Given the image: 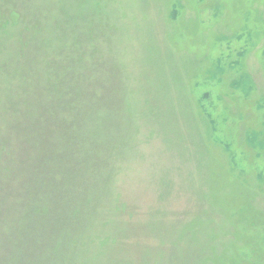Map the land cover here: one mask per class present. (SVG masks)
I'll list each match as a JSON object with an SVG mask.
<instances>
[{
    "label": "rangeland",
    "instance_id": "374dc122",
    "mask_svg": "<svg viewBox=\"0 0 264 264\" xmlns=\"http://www.w3.org/2000/svg\"><path fill=\"white\" fill-rule=\"evenodd\" d=\"M0 264H264V0H0Z\"/></svg>",
    "mask_w": 264,
    "mask_h": 264
}]
</instances>
